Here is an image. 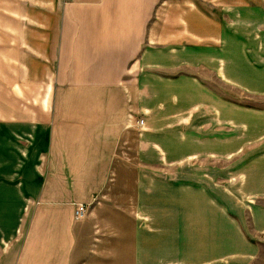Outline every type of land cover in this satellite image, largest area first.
I'll list each match as a JSON object with an SVG mask.
<instances>
[{
  "label": "crops",
  "instance_id": "crops-1",
  "mask_svg": "<svg viewBox=\"0 0 264 264\" xmlns=\"http://www.w3.org/2000/svg\"><path fill=\"white\" fill-rule=\"evenodd\" d=\"M1 15L0 264L255 260L264 157L244 154L242 118L259 112L208 82L232 80L225 18L191 0H6Z\"/></svg>",
  "mask_w": 264,
  "mask_h": 264
},
{
  "label": "rangeland",
  "instance_id": "rangeland-1",
  "mask_svg": "<svg viewBox=\"0 0 264 264\" xmlns=\"http://www.w3.org/2000/svg\"><path fill=\"white\" fill-rule=\"evenodd\" d=\"M205 12L215 15L216 19L223 21L225 26L232 27V61L227 63L231 68L232 80L224 82L215 72L210 74L208 82L218 92L226 91L233 105L242 106L248 110L259 112L254 118H242L246 123L242 126V134L247 138V147L244 154L264 157V0H191ZM6 0H0V20ZM229 71V70H228ZM228 99V100H229ZM257 125L256 127L253 126ZM233 131L236 125L233 123ZM135 136L132 135L133 141ZM127 153H121L115 163L116 175L114 176L111 194L114 199H121L126 194L127 185L132 182V175L126 170ZM234 158V157H233ZM235 158L233 159V165ZM251 162V161H250ZM244 177L240 180L243 181ZM243 184L239 177H233V194L243 195ZM243 197L241 198L243 200ZM264 205V195L258 199ZM249 231L252 230L251 218L248 223ZM258 241L261 249L258 256L249 264H264V234L259 235Z\"/></svg>",
  "mask_w": 264,
  "mask_h": 264
},
{
  "label": "built area",
  "instance_id": "built-area-1",
  "mask_svg": "<svg viewBox=\"0 0 264 264\" xmlns=\"http://www.w3.org/2000/svg\"><path fill=\"white\" fill-rule=\"evenodd\" d=\"M138 124L143 125L144 121L140 120ZM90 206H91V203L90 204H78L75 209V219L77 220L84 219L89 213Z\"/></svg>",
  "mask_w": 264,
  "mask_h": 264
}]
</instances>
